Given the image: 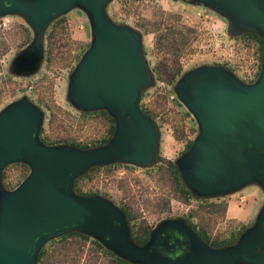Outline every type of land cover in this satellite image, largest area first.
Masks as SVG:
<instances>
[{"label":"rangeland","instance_id":"374dc122","mask_svg":"<svg viewBox=\"0 0 264 264\" xmlns=\"http://www.w3.org/2000/svg\"><path fill=\"white\" fill-rule=\"evenodd\" d=\"M104 14L112 25L135 35L146 76L137 107L154 127L156 144L143 162L114 159L92 166L75 178L82 194H73L108 202L138 247L144 245L136 237L149 234V242L163 226L176 224L210 250L238 249L264 213V187L254 180L205 194L185 182L182 163L203 130L178 90L188 75L214 68L243 86L257 85L264 73L262 30L200 0H109ZM21 17L0 9V116L16 105L31 106L39 115V144L76 152L104 149L113 115L106 108L80 106L73 93L75 69L93 43L90 16L73 8L52 24L43 35L45 43L42 39L45 58L25 74L16 71V61L30 42H40V34ZM112 145L113 138L105 148ZM30 173L26 162L5 165L0 199L12 195ZM119 259L140 264L94 234L71 230L42 239L35 264H119Z\"/></svg>","mask_w":264,"mask_h":264},{"label":"water","instance_id":"95a60500","mask_svg":"<svg viewBox=\"0 0 264 264\" xmlns=\"http://www.w3.org/2000/svg\"><path fill=\"white\" fill-rule=\"evenodd\" d=\"M108 1L0 0L1 11L19 12L40 27V42L31 48L39 51L31 55L33 68L41 61L47 24L73 8L88 13L94 38L75 69L74 97L84 108L110 110L116 121L112 146L76 152L39 144V115L31 106L16 105L0 116V173L16 161L31 166L14 193L0 199V264H35L42 239L71 230L94 234L140 264L264 263V254H257L264 250V213L236 250H210L176 224L163 226L138 247L129 239L124 218L108 202L73 194L75 178L92 166L114 159L143 162L156 144L154 127L137 107L146 76L135 35L108 21L104 14ZM202 1L264 34V0ZM178 91L203 130L182 163L185 182L205 194L227 192L254 180L264 187V73L257 85L243 86L221 69L198 70L183 79ZM168 229L192 244V253L175 263L153 249L157 237Z\"/></svg>","mask_w":264,"mask_h":264},{"label":"flooded vegetation","instance_id":"af4514ba","mask_svg":"<svg viewBox=\"0 0 264 264\" xmlns=\"http://www.w3.org/2000/svg\"><path fill=\"white\" fill-rule=\"evenodd\" d=\"M261 2H263V0H261ZM81 9V8H80ZM25 24L26 27L28 29H31L33 31H38L40 29V27L36 26V25H32L30 23V19L28 17H21ZM61 18H63L62 16H59L55 19H53L51 22H49L47 24V26L43 29V35L46 37L47 36V32L50 28V26L52 24H55L57 21L61 20ZM44 43H45V39H43ZM42 43V53H41V61L43 60V57L45 58V55L47 53V48L45 46V44ZM35 42H30L29 45H27L26 47H24L19 54H21L17 61H16V71L20 74H25V73H30V72H34L35 69L38 67V64L36 65L35 68H33L35 66L34 63L31 62L32 58V54L38 55L39 51L38 49H31L34 46ZM46 49H45V48ZM36 50V51H34ZM41 50V49H40ZM34 51V52H33ZM40 61V63H41ZM32 74V73H31ZM191 242L188 240L187 237H185L184 235H182L181 233L177 232L174 229H168L164 232H162L156 239L155 245L153 247L154 250H156V252H158L159 254H161L162 256H165L166 258H168L169 260H171V262L175 263L181 259H183L185 256H187L188 254L192 253V246H191ZM257 254H264V250L258 249L257 250Z\"/></svg>","mask_w":264,"mask_h":264},{"label":"trees","instance_id":"16d2710c","mask_svg":"<svg viewBox=\"0 0 264 264\" xmlns=\"http://www.w3.org/2000/svg\"><path fill=\"white\" fill-rule=\"evenodd\" d=\"M259 41L264 44V40L263 39H259ZM111 122H112V127L109 131V136H111L110 138L108 139H104V141H102V146L105 147L108 143H109V140H111L116 132V123H115V119L113 117L110 118ZM192 145V144H191ZM190 145V146H191ZM88 148L87 147H84L83 150L86 151ZM77 181H74V192H76L77 194H82L79 189L77 188ZM184 194L186 195H190V192L187 191L186 189L183 190ZM148 239H149V234H141L139 237H136V242L141 244V245H146L148 243ZM205 241L207 243H210V238H206ZM120 263L119 264H128V262L122 260V259H119L118 260Z\"/></svg>","mask_w":264,"mask_h":264}]
</instances>
